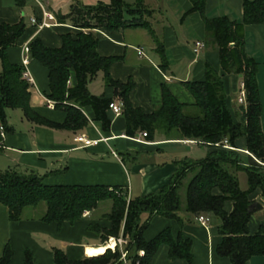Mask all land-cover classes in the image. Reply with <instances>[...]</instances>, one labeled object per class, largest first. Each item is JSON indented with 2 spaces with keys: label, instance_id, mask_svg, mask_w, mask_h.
Segmentation results:
<instances>
[{
  "label": "crops",
  "instance_id": "1",
  "mask_svg": "<svg viewBox=\"0 0 264 264\" xmlns=\"http://www.w3.org/2000/svg\"><path fill=\"white\" fill-rule=\"evenodd\" d=\"M108 1L47 0L45 8L54 19L37 29L29 23L31 16L38 18L41 13L36 0H24L21 5H16L14 0H0V23L14 24L21 21L24 25L15 44L6 49L8 61L21 65V59L26 55L24 47L34 38L42 45L54 48L61 44L62 35L74 36L81 31L57 19L71 5L87 6ZM122 1L130 6L135 3V0ZM141 8L144 11L140 17L148 24L149 30L142 26L93 29L97 53L111 58L107 67L108 76L119 83H131L127 92L131 107L145 114L151 113L160 104L161 86H165L178 102L192 107L194 99L184 82L201 81L204 67L208 65L221 75L227 108L234 111L229 101L234 105L233 98L241 74H227L221 70L217 48L206 36L204 18L226 17L230 21L241 22L242 0H203L200 9L195 8L193 0H142ZM124 18L129 19L130 15L125 14ZM242 34L245 53L255 60L260 58L264 61V28L256 24L243 25ZM196 41L204 43L197 55L193 54ZM26 68L38 92L46 96L48 81L45 68L28 56ZM68 84H75L72 71ZM87 89L92 95L108 98L109 102L121 103L113 88L104 84L101 72H97L87 83ZM235 105L237 109L239 105ZM29 106L51 122L60 124L64 120L65 113L61 109L43 105L34 90H30ZM13 110L15 112L6 111V114L12 113L6 122L12 129L4 130L0 164H5V169L19 167L26 172L31 170L42 177L45 185H103L109 189H121L125 199L141 197L159 190L169 182L177 169L175 161L196 160L212 149L194 140L166 136L158 130L148 138L141 137L140 133L144 131L139 129L128 136L124 132L123 114L113 115L108 108L105 111L109 120L106 130L102 129L99 121L94 120L91 108L85 105L80 110L87 123L74 131L33 123L19 109ZM261 130L264 133L262 127ZM77 137L98 141L84 145L76 140ZM224 146L230 147L227 143ZM231 148L239 152L243 164L258 162L244 149L243 137L235 139L234 147ZM211 191L219 194L216 188ZM248 198L252 203L261 205L260 209L250 212L247 221L248 233L253 234L259 225L264 224V200L257 189ZM110 206V200L99 201L81 219L57 224L39 219L44 210L43 204L24 208L21 219L16 221L8 219L6 208L0 204V255L7 245L11 252L9 264H23L26 253L33 264H53V249L62 251L68 260L95 256L90 254L91 248L103 244L98 237L100 232L94 228L109 226L104 215ZM222 208L230 212L232 202L225 200ZM206 215L209 218L207 227L199 225L195 217L188 214H180L181 223L153 215L142 237L147 241L159 231L168 229L175 239L180 232L183 237L190 239L191 264H230L226 257L215 252L220 240L217 233L220 221L211 213ZM146 217V213H142L140 221ZM92 225L96 227L91 228ZM167 249L164 243L159 244L148 264H188L180 258L169 259ZM245 264H264V254L251 256Z\"/></svg>",
  "mask_w": 264,
  "mask_h": 264
},
{
  "label": "trees",
  "instance_id": "2",
  "mask_svg": "<svg viewBox=\"0 0 264 264\" xmlns=\"http://www.w3.org/2000/svg\"><path fill=\"white\" fill-rule=\"evenodd\" d=\"M142 0L134 5L122 0L97 2L94 5H71L58 21L82 29L74 36L62 35L58 47H46L34 38L27 47V56L35 59L47 72L48 92L46 97L55 104L53 109L65 113L62 123L51 122L31 110L30 90L21 78L22 66L8 61L6 49L15 44L22 33L21 21L14 24L0 23V126L3 130L12 128L6 123V109H19L29 121L47 127H61L78 130L86 125L87 119L81 108L88 105L94 120L100 122L103 130L108 128L106 117L108 98L89 93L87 83L97 72L103 75L106 86H111L121 101V112L125 120L124 132L130 135L139 129L150 137L155 130L177 139H190L201 145L212 147L199 159L175 161L177 169L169 182L159 190L141 197L125 199L121 189L103 185H45L42 177L33 171L19 167L0 170V204L6 208L11 221L21 219L26 207H37L43 203L44 210L39 219L45 222L62 221L72 223L82 218V212L92 210L99 201L110 200V210L104 215L109 221L107 228H97L100 243L108 237H116L119 232L126 235L125 260L127 264H148L156 247L167 245L169 259L180 258L191 264L190 239L177 233L175 239L168 229L159 231L150 240H144L142 232L153 215L182 222L180 214L196 217L213 214L220 224V236L215 246L217 255L226 257L230 264H245L255 255L264 254V224L256 232L249 234L247 208L252 201L248 195L259 190L264 200V133L260 127V103L255 80V59L244 51L242 26L261 25L264 28V0H242L241 22L226 17L204 18L207 38L216 46L219 65L223 72L241 74L245 87V104L230 111L226 105L221 75L205 65L201 81H186L185 87L192 95V107H186L161 86V101L151 113L145 114L132 108L127 100L131 83H119L108 76L109 57L96 51L97 39L93 29L107 30L126 26H142L149 30L141 19L144 11ZM21 5L24 0H14ZM195 8L201 7L203 0H193ZM130 18L125 19L124 15ZM70 71L75 84L69 85ZM243 137L244 149L258 162L252 165L242 163L240 154L234 147V140ZM173 138V137H172ZM0 136V145H1ZM230 147H222L224 142ZM1 147V146H0ZM1 151V148H0ZM242 171L246 178V189H240L236 173ZM188 174L190 176L186 177ZM186 182L183 183L184 179ZM216 188L219 194H213ZM182 191V193H181ZM232 202L230 212L223 210V202ZM146 213L144 221L140 215ZM143 255L137 256V250ZM11 252L7 245L0 255V264H9ZM53 264H123L119 250L106 248L95 256H84L78 260H68L58 249L52 250ZM23 264H33L28 253Z\"/></svg>",
  "mask_w": 264,
  "mask_h": 264
},
{
  "label": "built area",
  "instance_id": "3",
  "mask_svg": "<svg viewBox=\"0 0 264 264\" xmlns=\"http://www.w3.org/2000/svg\"><path fill=\"white\" fill-rule=\"evenodd\" d=\"M36 1H37V6L40 8L41 13H40V16L38 18L36 16H31L29 18V23L38 29V28H41V27L47 25L48 22L50 20H53L54 18L52 16V14L49 11H47L45 8V4H46L47 0H42L41 2L38 0H36ZM27 47L28 46L24 47L25 54L27 52ZM203 47H204V43L202 41H196L193 45V54L197 55L199 53L200 49H202ZM138 53H139V51H138ZM26 57H27V54L21 59L22 69L20 72V76L27 83L29 90H34L39 94L40 99H41V103L43 105H45L46 107L52 109L54 107L55 102L52 99H50L46 96H43L38 92L36 84H35L32 76L30 75V73L28 72V70L26 68ZM236 93L237 94L233 98V101L239 106L240 105L244 106V104H245V87H244V83H243L242 79L238 82V87H237ZM107 108L112 112L113 115H119L121 112V103L109 102L107 104ZM3 134H4V130L0 126V136L3 137ZM140 136L144 137L145 132H141ZM76 140L82 142L84 145H88L90 143L95 144L98 141V140L89 141V140L82 139L80 137H77ZM101 140H105V139H101ZM223 143H224V145L226 144L225 141ZM224 147L226 148L227 146H224ZM227 148H229V147H227ZM112 154L115 156L114 152H112ZM86 213H87L86 211H83L82 216L86 215ZM194 219L199 225L207 227L209 218L206 214L197 215ZM109 241L113 242V246L110 247L109 249L113 251V249L115 247H117L119 250L120 259L122 260L123 264H127V262L125 260L126 250L124 249V246L126 245V241H127L126 235H123L121 232H119L118 236H116V237H108V239L104 242V244H107ZM136 254H137V256H142L143 251L141 249L137 250Z\"/></svg>",
  "mask_w": 264,
  "mask_h": 264
},
{
  "label": "rangeland",
  "instance_id": "4",
  "mask_svg": "<svg viewBox=\"0 0 264 264\" xmlns=\"http://www.w3.org/2000/svg\"><path fill=\"white\" fill-rule=\"evenodd\" d=\"M256 68H255V80H256V86H257V94H258V100L260 103V122H261V127L264 130V61H262L260 58H256ZM237 94V93H236ZM235 94V95H236ZM231 103L232 109L236 110V103L234 105L232 104L231 100L229 101ZM11 109H6L7 112H15L10 111ZM17 111V109H15ZM12 115V113H9ZM9 114H6V122L8 121V118H10ZM2 154L0 153V158ZM0 170L5 169V164H0ZM187 179L183 181V183L186 182ZM237 180H238V185L240 189H246V178L243 172H237ZM182 193V191H181ZM43 203H41L42 205Z\"/></svg>",
  "mask_w": 264,
  "mask_h": 264
},
{
  "label": "bare ground",
  "instance_id": "5",
  "mask_svg": "<svg viewBox=\"0 0 264 264\" xmlns=\"http://www.w3.org/2000/svg\"><path fill=\"white\" fill-rule=\"evenodd\" d=\"M113 246V242L111 241H109L106 245H103V246H101V247H98V248H91V250H90V254L91 255H97V254H101V253H103L104 252V250L106 249V248H110V247H112Z\"/></svg>",
  "mask_w": 264,
  "mask_h": 264
},
{
  "label": "water",
  "instance_id": "6",
  "mask_svg": "<svg viewBox=\"0 0 264 264\" xmlns=\"http://www.w3.org/2000/svg\"><path fill=\"white\" fill-rule=\"evenodd\" d=\"M261 208V205L258 202H253L247 208L248 212L256 211Z\"/></svg>",
  "mask_w": 264,
  "mask_h": 264
}]
</instances>
